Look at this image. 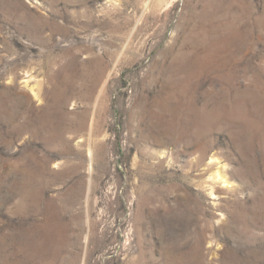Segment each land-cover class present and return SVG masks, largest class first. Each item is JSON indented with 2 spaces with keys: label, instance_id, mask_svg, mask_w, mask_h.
I'll return each instance as SVG.
<instances>
[{
  "label": "rangeland",
  "instance_id": "1",
  "mask_svg": "<svg viewBox=\"0 0 264 264\" xmlns=\"http://www.w3.org/2000/svg\"><path fill=\"white\" fill-rule=\"evenodd\" d=\"M0 264H264V0H0Z\"/></svg>",
  "mask_w": 264,
  "mask_h": 264
},
{
  "label": "bare ground",
  "instance_id": "2",
  "mask_svg": "<svg viewBox=\"0 0 264 264\" xmlns=\"http://www.w3.org/2000/svg\"><path fill=\"white\" fill-rule=\"evenodd\" d=\"M92 128H93V125H92ZM209 177H211V180L213 181V185L218 183V182H219V184L230 182L229 177H228L227 172H226V169L224 167L218 168ZM213 185H211V195L217 196V194L215 192V187Z\"/></svg>",
  "mask_w": 264,
  "mask_h": 264
}]
</instances>
